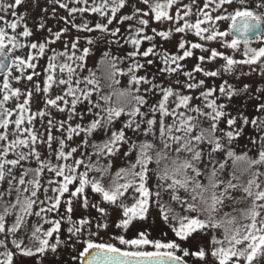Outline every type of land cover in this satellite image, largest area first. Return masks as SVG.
Wrapping results in <instances>:
<instances>
[{
	"label": "snow or ice",
	"instance_id": "obj_1",
	"mask_svg": "<svg viewBox=\"0 0 264 264\" xmlns=\"http://www.w3.org/2000/svg\"><path fill=\"white\" fill-rule=\"evenodd\" d=\"M24 2L12 0L5 4L0 0V12L4 13L0 15V72L7 70L0 83V186L7 185L0 190V264H16L18 256L42 264L41 258L47 252L55 253L61 246H69L77 253L71 257L76 264H189L188 258L199 264H261L264 116H233L219 102L221 96L231 100L238 91L247 92L249 85L237 90L224 80L218 87H205V80L197 79L196 74L218 77L247 65L250 72L244 74L259 71L264 76V0H203L195 13L192 7L197 0L191 4H183L182 0H92L91 5L89 0H71L81 7H69L56 0L70 16L89 12L106 21L96 23L94 28L87 23L73 24L78 31L119 35L120 39L110 42L121 47L131 45L132 50L124 56L106 51L100 61L106 66L108 88L120 84L117 76L128 77L127 87L101 94L100 79L92 69L81 75L87 68L90 48L81 49L77 37L70 47L65 42L63 52L52 50L44 69V87L37 83L34 89L48 94L56 86L62 94L46 97L44 107L34 113L30 107L33 90L21 91L11 81L31 82L40 76L34 61L68 29L55 33L49 29L53 38L45 42L21 43L20 37L32 35L26 25L17 32L23 17L16 9ZM125 7L132 9L131 14L118 16ZM9 13L15 19L9 20ZM193 15L194 22L189 19ZM114 21L121 26L128 22L125 34L121 35L119 26L109 28ZM152 22L174 27L158 30L150 27ZM222 24L226 25L223 30ZM7 29H11V35ZM187 32L204 43L181 37L175 53L158 51L162 45L155 42L157 38L168 41L173 33ZM86 42L92 45L94 40ZM210 42L231 50V54L207 47ZM253 42L260 46L253 47ZM19 48L38 51L36 55L29 51L26 57L14 55ZM197 49L208 55L197 56L192 69L186 70L182 62L194 57ZM237 53L241 58H236ZM59 57L64 60L57 63ZM137 57L145 58L144 62ZM151 57H158L161 66L151 76L139 75L141 70L147 71L146 65H153ZM217 59L223 61L220 67L206 70L204 65ZM126 60L131 61L126 69L118 67ZM166 74L186 79H176L178 87H173L172 81L160 82ZM256 92L264 93V88ZM152 97L159 98L150 103ZM10 100L16 101L13 108L7 107ZM78 105H85V111L78 112ZM50 108L67 112L66 119L57 122ZM256 112L264 114V102L256 105ZM86 115L93 117L87 124L70 123L74 118L83 121ZM45 117L46 126L41 132L34 121L39 118L44 122ZM249 125L258 135L249 137L250 147L238 154L233 144ZM54 129L59 136L53 135ZM96 134L103 138L94 139ZM74 137H80V142L72 146L69 142ZM38 144L48 149L44 159ZM117 158L124 163L113 171ZM32 161L35 168L25 166ZM46 173L49 175L42 183ZM153 178L154 185L150 183ZM89 192L98 199L93 201ZM181 192L185 195L181 196ZM164 194L182 211L163 202ZM153 205L159 209L172 239H150L147 231H138L131 239L113 235L110 239L117 243L94 239L110 225L126 233L134 222L148 219ZM78 208L84 212L79 219H73ZM113 213H118L117 219L110 220ZM31 217L42 223L29 224ZM65 222L69 225L68 239L62 240L60 232ZM45 224L49 225L46 229ZM22 230L28 243L18 235ZM208 231L213 233L210 240L202 242L200 237ZM162 235L167 237L169 233ZM192 241H197L196 250L182 247V242ZM77 245L82 248L77 249Z\"/></svg>",
	"mask_w": 264,
	"mask_h": 264
},
{
	"label": "rangeland",
	"instance_id": "obj_2",
	"mask_svg": "<svg viewBox=\"0 0 264 264\" xmlns=\"http://www.w3.org/2000/svg\"><path fill=\"white\" fill-rule=\"evenodd\" d=\"M5 4L11 3L12 0H3ZM61 3H67L69 7H81L83 5H78V4H73L71 0H60ZM136 0H130V3H135ZM96 3H100V0H96ZM183 4H191L192 0H182ZM89 4H92V0H89ZM203 5V0H197V3L193 5L192 11L193 13L196 12L197 7H202ZM142 7V5H139ZM254 6V3H253ZM18 16H22L23 20L20 22V26L17 28V32H20L23 30L24 26L26 25L32 32V35L27 38L20 37L19 39L21 40V43H31V42H45L48 39H52L51 33L48 31L51 29L52 33L59 32L64 28H67L68 31L64 32L63 35L61 36V39L56 41L55 44H49L46 49H45V54L43 56H37V60L34 61L37 65L36 71L41 73L40 76L34 77L33 81L29 82L26 80H21L19 83L16 81H11V84L14 88H20L21 91L27 90H33V96L30 102V107H31V112H36L39 109L44 107V100L46 97L50 96L54 98L58 94H62L61 88H58L56 86H53L50 89V92L48 94L44 93H37L35 92L34 86L35 84L39 83L40 87H44V79H45V73L44 69L47 67V64L49 62V57L53 55V49L55 52H63L65 50L64 45L65 42L70 44L73 40H75L77 37H79V47L82 49L83 47H89L90 48V53L89 56L86 58V64L87 68L81 75H87V69H92L95 73L97 71V61L100 58L102 54V50H105L110 52L113 55L116 56H124L128 51H131V45H124L123 47L120 46V44H117L115 42H110V41H115L116 39H120V36L118 35L117 37H112L111 35L107 33H102L98 30L92 31V32H86V31H78L75 27H73V24L77 25H82L84 23H87L89 27L95 26L96 23H106V21L100 17L98 14L95 13H74L71 16L69 15L67 9L60 8L59 4L56 3V0H25V2L19 6L16 9ZM132 9L130 7H125L124 9L121 10V12L118 14L119 15H124V14H131ZM172 12H175V9L172 10ZM0 15H4V13L0 12ZM9 20H13L11 14H8L7 17ZM190 20L193 22L195 21L196 17L195 15L189 17ZM127 23L125 25H117L116 22L114 21L112 25H109V28H115L117 26L121 27V35L125 34V29L127 27ZM43 24L44 27L40 28L39 25ZM0 27H3V24H0ZM150 27H155L158 30H166L169 27H174V25H171L169 23H163L159 24L156 22H152ZM226 27V25H221V30H223ZM8 33L11 35V29H7ZM181 37L185 38L188 41L192 42H201L199 41L197 37H195L191 32H187L184 34L181 33H173L172 37L168 41H162L159 38L155 41L158 45H162V48L158 47V51L162 50H167L169 53H175L176 52V45L178 44L179 40ZM93 39L94 43L92 45L87 44V39ZM121 43L123 41L121 40ZM147 46V42H145L144 47ZM253 47H259L260 45L256 42H253L252 44ZM207 47L209 48H218L220 51H227L229 54H231V50L227 49H222L219 48V45H217L215 42H210L207 44ZM32 51L33 55H36L38 50H30L29 48H19L18 50L15 51L14 55H18L21 57H26L28 52ZM195 51V56L192 58L187 59L186 61H183L182 63L186 66V70H191L194 64L197 62L196 57L203 54V55H208V53H201L199 49L194 50ZM79 54V53H78ZM236 58L239 59L241 58L239 53L236 54ZM145 58L137 57V60L141 63L144 62ZM153 59L154 63L151 66L146 65V72L145 70H141L138 74L139 75H145L148 74L151 76L153 73L156 72L158 67L161 66L160 60L158 57H151ZM64 60V57H59L57 60V63L61 62ZM131 63V61H124L123 63H120L118 67L126 69L128 64ZM223 63L222 60L217 59L216 61L212 63H206L204 67L206 70H215L216 68L220 67V65ZM256 67V66H254ZM15 72V70H13ZM28 72H31L32 70L29 69L27 70ZM250 72V68L247 65L244 66H237L236 70L231 73V74H225L222 73L218 77H203L200 74L197 75V79H204L205 80V87H218L224 80H227L235 89L241 90L243 89L244 85L247 84L249 85V89L247 92L243 91H238V94L233 96L231 100H228L226 97L221 96L219 102L224 103L226 107V111L230 113L233 116H236L238 113H243L244 115L248 116L250 119L256 116H264V114L256 112V105L264 102V93H258L256 92L257 88H264V76H261L259 74V71L257 72H252L250 75H246L244 73ZM16 75H19L18 72H15ZM60 73L57 71V76L59 77ZM97 76V75H96ZM100 83L102 85V93L105 94L110 92L106 86V83L99 77ZM116 79L120 80V86H127V80L128 77L126 76H117ZM179 79L181 81L185 80L186 78L183 77L182 75H177V74H171V75H165L164 79H161V83H167V81H172L173 82V87H178L175 85V80ZM3 76H0V83H2ZM113 91V90H112ZM198 94V92H197ZM115 96H113V102H115L114 99ZM159 97H152L150 99V103L155 102L156 99ZM93 99H95V96H93ZM23 97L19 102H22ZM16 101L10 100L7 104V107L13 108L14 104ZM193 103H197V101H193ZM85 105H78L77 106V111L78 112H83L85 111ZM52 112L53 117L55 120L61 121L65 120L68 113H60L56 111L54 108L49 109ZM30 114V113H28ZM26 114V115H28ZM15 116H13V119ZM93 117L91 115H86L83 121H80L79 118H74L70 123L73 125L76 123H82V124H87ZM123 119V117H122ZM46 120L47 117L44 118V122H42L39 118L34 121L35 128L39 131H43L44 127L46 126ZM120 125L117 124L116 127H119ZM221 127H225L224 124H221ZM2 131V129H0ZM53 135L54 136H59L60 133L56 132L55 129L53 130ZM102 134H96L94 136V139H97L99 136ZM131 136L132 134L129 133ZM258 133L255 131V129L252 126H247L242 133L241 137L238 138L234 144L233 147L236 151H247V148L250 147L249 145V137L251 136H256ZM11 138V137H10ZM133 139L139 140V139H144L143 137H133ZM80 142V137H74L73 141L69 142L72 144V146H75V144ZM38 150L41 152V158L44 159L48 155V149L43 146V145H37ZM54 147L56 145L54 144ZM126 147V146H125ZM124 149H122L123 151ZM91 151V149H89ZM249 155L252 156L254 155L253 152H249ZM14 158V157H10ZM220 158V157H218ZM95 159V158H93ZM123 161L120 159H115L114 160V166L113 170H116L118 167L123 166ZM26 167H33L35 168L37 165L35 161H32L31 163H26ZM17 173L19 172V169L15 170ZM49 174H45L41 178V182L44 183L47 179ZM151 184L154 185L155 179L153 178L152 181H150ZM7 185L4 184L0 186V190H3V188H6ZM89 195L93 201L98 199V196L91 194L89 192ZM181 196H184L185 194L183 192L180 193ZM163 202L166 203H171L172 207L176 211H182L178 205L175 203H172L169 200V196L167 194H164L163 196ZM63 211V209H61ZM225 211H229V209H225ZM83 209H77L76 212L73 214V219H79L80 214L83 213ZM55 216V213L52 214ZM92 215L95 216L96 213L94 210L92 211ZM118 213H113L110 216V220H115L117 219ZM35 223H42V221H39V218L36 217H31L29 218V224H35ZM69 225L67 222H65L62 226L61 232H60V238L62 240H67L68 239V233L66 231L67 227ZM49 225L45 224L44 228H48ZM95 231V228L92 229ZM138 231H147L150 233L149 238L150 239H172L173 235L171 232H169V229L167 225L163 222L160 216V211L159 209L153 205V207L149 211L148 219L145 221H136L134 224L129 228V230L126 233H121L119 229H116L114 226L109 227L108 230L106 231H100L98 237H94L97 241H104V242H112V243H117L115 240H111L110 238L113 235H118V234H123L125 235L126 238L131 239L135 238L136 234ZM168 232L169 235L167 237H164L162 233ZM212 231H208V233L202 237H200V240L202 242H207L210 240L212 236ZM217 234H219V230H217ZM19 236L23 237L25 239V243H28L27 240V234L22 230L19 234ZM55 235V234H54ZM198 235V234H194ZM0 238H3L0 236ZM87 238V236L83 237ZM10 239L9 238V247H11L10 244ZM71 243V241L69 242ZM182 247H188L190 250H196L197 248V241H192L191 243L189 242H182ZM82 245H77V249H81ZM0 251H3V249H0ZM77 253L72 250L71 247L69 246H61L57 249L55 253H52L51 251L47 252L41 259H42V264H76L71 257L76 255ZM189 259V264H199L198 261H195L194 258H188ZM16 264H34L33 258H27V257H16ZM261 264H264V260L261 261Z\"/></svg>",
	"mask_w": 264,
	"mask_h": 264
},
{
	"label": "trees",
	"instance_id": "obj_3",
	"mask_svg": "<svg viewBox=\"0 0 264 264\" xmlns=\"http://www.w3.org/2000/svg\"><path fill=\"white\" fill-rule=\"evenodd\" d=\"M102 54L100 56V58L98 59L97 61V71H96V75L99 76L107 85L108 81L105 79V75H106V66L101 64L100 61L104 58V53H105V50H102ZM127 86H120V84H113L112 88H108L109 91H112V90H120V89H123V88H126ZM114 99L116 100V97H114ZM102 135L99 136L96 140H99V139H102ZM236 151V150H235ZM238 154L239 153H242L243 151H236ZM115 171V170H113Z\"/></svg>",
	"mask_w": 264,
	"mask_h": 264
},
{
	"label": "water",
	"instance_id": "obj_4",
	"mask_svg": "<svg viewBox=\"0 0 264 264\" xmlns=\"http://www.w3.org/2000/svg\"><path fill=\"white\" fill-rule=\"evenodd\" d=\"M6 69L4 70V72H0V76H3L6 73Z\"/></svg>",
	"mask_w": 264,
	"mask_h": 264
}]
</instances>
